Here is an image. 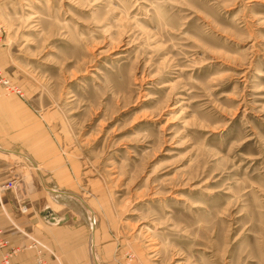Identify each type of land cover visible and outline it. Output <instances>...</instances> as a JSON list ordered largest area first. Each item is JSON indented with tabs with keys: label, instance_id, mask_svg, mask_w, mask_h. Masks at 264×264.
I'll return each mask as SVG.
<instances>
[{
	"label": "rangeland",
	"instance_id": "1",
	"mask_svg": "<svg viewBox=\"0 0 264 264\" xmlns=\"http://www.w3.org/2000/svg\"><path fill=\"white\" fill-rule=\"evenodd\" d=\"M0 24V193L69 222L43 258L91 228L100 264H264V0H0Z\"/></svg>",
	"mask_w": 264,
	"mask_h": 264
},
{
	"label": "crops",
	"instance_id": "2",
	"mask_svg": "<svg viewBox=\"0 0 264 264\" xmlns=\"http://www.w3.org/2000/svg\"><path fill=\"white\" fill-rule=\"evenodd\" d=\"M1 93V89H0ZM11 97L20 98L16 95H10ZM2 97V96H0ZM0 110H5V112L0 117V139L7 136V130L5 129L6 123L9 118L11 121H16V114L12 110L8 111L6 104L3 100H0ZM13 133V131H11ZM4 153H10L9 151L2 150ZM0 170L4 168L1 167ZM11 172L6 171L1 174L0 172V183H8L11 181ZM6 185V184H5ZM33 186V185H32ZM33 189L21 190L15 186L14 189H4L0 193V231L1 238L6 241L7 246L5 248L0 247V260L2 253L9 248L19 247L20 252H18L12 259L11 264H37L36 263V249L30 248V237H37L40 234L41 228H52L54 227L56 232H63L64 234H71L66 231V228L60 227V223L65 221V224L69 222L65 219V214L54 215L52 210H50L44 201L45 197L40 195L38 192L32 193ZM31 192V193H30ZM58 194H65L64 192L51 191ZM28 194V195H27ZM25 200L26 204L25 211L19 213L16 205H22V201ZM5 211V212H3ZM69 218V217H68ZM81 217L73 218V221L79 222ZM76 230L81 235V228ZM93 228V227H92ZM45 230V229H44ZM91 234L88 241V246L85 242L79 241L77 243L64 242L60 243L62 253L64 257L62 259V264H86L87 255L89 254L90 259L93 263L100 264L97 257L96 246L94 243V232L90 228ZM68 235V236H69ZM49 244V243H48ZM37 249H42L37 245ZM88 251V254H87ZM44 254V253H43ZM46 264H57L54 260L50 259L46 254L44 256ZM99 262V263H98Z\"/></svg>",
	"mask_w": 264,
	"mask_h": 264
},
{
	"label": "built area",
	"instance_id": "3",
	"mask_svg": "<svg viewBox=\"0 0 264 264\" xmlns=\"http://www.w3.org/2000/svg\"><path fill=\"white\" fill-rule=\"evenodd\" d=\"M3 36H4V29L2 25L0 24V45L2 44ZM0 89L2 93L5 95H16L18 97H22L21 90L19 89L18 86L12 83V81H10V79L5 75L4 70L2 69L1 65H0ZM5 187L12 188L13 183L8 182ZM6 246H7V243L5 240L1 238V231H0V247L5 248ZM29 247L36 249V263L46 264L43 258V253L40 249H37V245L35 243H31ZM18 252H20L19 247H12V248L6 249L1 255L0 264H11V259Z\"/></svg>",
	"mask_w": 264,
	"mask_h": 264
}]
</instances>
